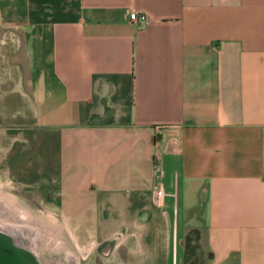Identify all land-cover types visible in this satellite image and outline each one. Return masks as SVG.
<instances>
[{
	"label": "crops",
	"instance_id": "obj_1",
	"mask_svg": "<svg viewBox=\"0 0 264 264\" xmlns=\"http://www.w3.org/2000/svg\"><path fill=\"white\" fill-rule=\"evenodd\" d=\"M0 27V172L121 233L103 256L155 254L158 181L202 264H264V0H0Z\"/></svg>",
	"mask_w": 264,
	"mask_h": 264
},
{
	"label": "rangeland",
	"instance_id": "obj_2",
	"mask_svg": "<svg viewBox=\"0 0 264 264\" xmlns=\"http://www.w3.org/2000/svg\"><path fill=\"white\" fill-rule=\"evenodd\" d=\"M3 28L0 27V35ZM0 188L15 194L23 199L31 209L39 210L52 217L60 223L63 227L64 233L70 241L69 248L77 254L81 264H111L106 260V257L100 253L96 245H100L101 236L98 233L90 234L91 225L89 223H77L75 218L68 217L67 209L56 207L53 205L50 195L41 189H27L21 187L11 180L8 176L0 172ZM159 205L162 212L156 217L149 227V245L154 255L145 257H137L136 264H183V249L185 243L184 235H181L182 227L179 225L178 215L176 216L175 210L178 206L173 205L171 208V217L163 212L162 204L155 202ZM52 210V211H51ZM66 210V211H65ZM89 220V219H88ZM184 231L186 228H183ZM189 233L191 242L197 243L200 246L201 259L198 264H202L204 258L207 256V251L201 242L200 230L194 231L192 228L185 231ZM148 235V234H147ZM91 236V237H89ZM184 237V238H183ZM67 240V242H68ZM138 240V238H137ZM139 242V241H138ZM176 249L177 260L172 261V251ZM80 251L77 253L75 250ZM125 248L121 249V254L125 253ZM62 251V259H63ZM167 253V254H166ZM57 255V254H56ZM121 256V255H120ZM122 257V256H121ZM112 264H131L132 260H126L125 257ZM63 261V260H62Z\"/></svg>",
	"mask_w": 264,
	"mask_h": 264
},
{
	"label": "bare ground",
	"instance_id": "obj_3",
	"mask_svg": "<svg viewBox=\"0 0 264 264\" xmlns=\"http://www.w3.org/2000/svg\"><path fill=\"white\" fill-rule=\"evenodd\" d=\"M0 200L2 201V214L5 216L8 214V217L13 219L27 220L41 228V239L35 245V250L39 254L41 260L46 264L62 263V251H64L66 247H69L68 244L70 243V239L68 240L66 237L60 223L39 210L31 209L23 199L2 188H0ZM122 240H124V237L121 233H119L118 238L116 234H113V236L106 241L104 246L102 244L96 246L97 249L102 252L107 246L111 247L114 243H117V241ZM75 250L77 253L80 252L77 249ZM105 256L110 259L112 254L109 253L108 256Z\"/></svg>",
	"mask_w": 264,
	"mask_h": 264
},
{
	"label": "water",
	"instance_id": "obj_4",
	"mask_svg": "<svg viewBox=\"0 0 264 264\" xmlns=\"http://www.w3.org/2000/svg\"><path fill=\"white\" fill-rule=\"evenodd\" d=\"M1 203L0 200V264H46L35 250L41 239V228L27 220L5 216ZM60 264H80V261L77 254L66 247Z\"/></svg>",
	"mask_w": 264,
	"mask_h": 264
},
{
	"label": "trees",
	"instance_id": "obj_5",
	"mask_svg": "<svg viewBox=\"0 0 264 264\" xmlns=\"http://www.w3.org/2000/svg\"><path fill=\"white\" fill-rule=\"evenodd\" d=\"M197 231V228H192ZM201 259L200 246L197 243L191 242L189 233L185 235L184 243V264H198Z\"/></svg>",
	"mask_w": 264,
	"mask_h": 264
},
{
	"label": "built area",
	"instance_id": "obj_6",
	"mask_svg": "<svg viewBox=\"0 0 264 264\" xmlns=\"http://www.w3.org/2000/svg\"><path fill=\"white\" fill-rule=\"evenodd\" d=\"M129 18L135 21H145L147 17L145 13H137L136 11H131L129 13ZM153 191L155 192L153 201L159 202L160 198L164 194V191H163V188L161 187V184L158 181H155L153 183Z\"/></svg>",
	"mask_w": 264,
	"mask_h": 264
},
{
	"label": "flooded vegetation",
	"instance_id": "obj_7",
	"mask_svg": "<svg viewBox=\"0 0 264 264\" xmlns=\"http://www.w3.org/2000/svg\"><path fill=\"white\" fill-rule=\"evenodd\" d=\"M106 244V241H104L103 243H102V245L104 246ZM111 254H112V257L110 258V259H108V257H106V260L107 261H109V262H111V264L112 263H114V262H116V260H117V255H116V252L114 251V252H111ZM60 264V263H59Z\"/></svg>",
	"mask_w": 264,
	"mask_h": 264
}]
</instances>
